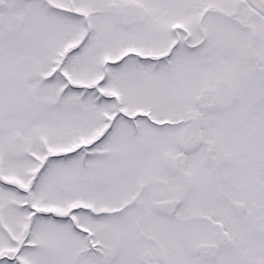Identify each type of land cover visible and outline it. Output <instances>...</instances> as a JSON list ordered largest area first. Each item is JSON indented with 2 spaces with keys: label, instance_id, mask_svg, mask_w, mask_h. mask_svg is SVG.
I'll use <instances>...</instances> for the list:
<instances>
[{
  "label": "snow or ice",
  "instance_id": "obj_1",
  "mask_svg": "<svg viewBox=\"0 0 264 264\" xmlns=\"http://www.w3.org/2000/svg\"><path fill=\"white\" fill-rule=\"evenodd\" d=\"M0 264H264V0H0Z\"/></svg>",
  "mask_w": 264,
  "mask_h": 264
}]
</instances>
